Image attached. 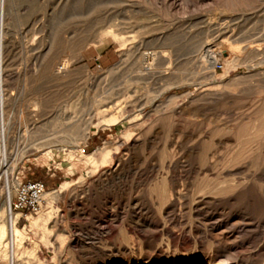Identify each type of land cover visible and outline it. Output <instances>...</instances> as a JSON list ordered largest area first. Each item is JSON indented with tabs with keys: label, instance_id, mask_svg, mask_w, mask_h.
<instances>
[{
	"label": "rangeland",
	"instance_id": "rangeland-1",
	"mask_svg": "<svg viewBox=\"0 0 264 264\" xmlns=\"http://www.w3.org/2000/svg\"><path fill=\"white\" fill-rule=\"evenodd\" d=\"M3 94L0 264L264 263V0H0Z\"/></svg>",
	"mask_w": 264,
	"mask_h": 264
},
{
	"label": "bare ground",
	"instance_id": "bare-ground-1",
	"mask_svg": "<svg viewBox=\"0 0 264 264\" xmlns=\"http://www.w3.org/2000/svg\"><path fill=\"white\" fill-rule=\"evenodd\" d=\"M106 23V22H105ZM115 23V22H114ZM112 25V24H111ZM114 28V25H112V26H110V29H111V31H110V34L115 38V39H117L118 37H119V35L114 31V30H112ZM115 28H116V24H115ZM106 30V29H105ZM108 30V29H107ZM211 46L210 45H208V44H206L205 45V47H204V50L203 51H206L207 52V54H208V56H209V54H210V56H209V58H210V61H212L213 63L214 62H216L217 60L219 61L220 59H221V55L220 54H213L212 52H211ZM50 49V48H49ZM48 49V50H49ZM237 52V51H236ZM237 53H239V52H237ZM236 53V54H237ZM48 54V53H47ZM233 54V53H232ZM53 55V54H52ZM149 55L150 54H142V57H143V61H144V68H143V70L141 69V70H139V72L138 73H141V74H148V75H150L149 74V72L148 71H150V64H151V57H149ZM154 56V55H153ZM153 56H152V59H153ZM50 60V59H49ZM154 60V59H153ZM61 64V63H60ZM64 64V63H63ZM142 64V63H141ZM57 65H58V60H55V61H51L48 65H47V67H45L44 69H45V71H46V74H48L49 76H52L53 78H57V77H59V75L60 74H62L63 72H64V70H65V66L64 65H61L62 67H59V69H57ZM151 65H153V64H151ZM151 68H153V67H151ZM56 69V70H55ZM141 71V72H140ZM152 71H153V69H152ZM165 71V72H164ZM163 71V73H162V77L163 78H167V76H169L170 75V73L168 72V71H166V70H164ZM148 72V73H147ZM139 75V74H138ZM147 75V76H148ZM142 77H144V76H142ZM60 81V80H59ZM1 95H2V93H1ZM43 97H45V96H43ZM34 100H35V98H34ZM41 101V100H40ZM39 101V102H40ZM210 101V100H209ZM1 106H2V109L1 110H3L4 111V109H3V107H4V94H3V96H2V98H1ZM42 103V102H41ZM43 105V104H42ZM40 106V105H39ZM38 106V107H39ZM47 106V105H46ZM35 108V107H34ZM31 109V108H30ZM29 109V110H30ZM184 110V109H183ZM45 111V110H44ZM118 113H119V116L118 117H116L115 118V120H114V123L117 125V126H120V125H122L123 123H125L126 121H128L131 117H135L137 114H140V111H138L137 110V108L136 107H133L132 109H130V110H127L126 109V107H121V108H118ZM35 115H37L36 113H35ZM39 117V116H38ZM32 118H34V116H32ZM43 120V119H42ZM36 121V120H35ZM38 121V120H37ZM38 125V124H37ZM40 125V124H39ZM254 127V126H253ZM252 128V127H251ZM243 130H244V128H243ZM246 130V129H245ZM253 130V129H252ZM263 130V129H262ZM5 131H6V129H5V127H2V130L0 131V137H1V139H3V136H4V134H5ZM243 132V131H242ZM245 132H247V131H245ZM21 133V132H20ZM36 133V132H35ZM248 133V132H247ZM261 133V132H260ZM23 136L24 135H28V134H30V132L28 131V128H25L24 130H23V132L21 133ZM21 134H20V136H21ZM39 134V133H38ZM249 137V136H248ZM27 139V138H26ZM243 139V138H242ZM2 141V140H1ZM9 142V141H8ZM25 142V141H24ZM239 142V141H238ZM247 143H249V142H247ZM251 149V148H250ZM3 150V149H2ZM84 153H85V150H84ZM5 155V154H4ZM246 155V154H245ZM170 164V163H169ZM117 165V164H116ZM125 168V167H124ZM128 171V170H127ZM126 172V171H125ZM167 172V171H166ZM180 172V171H179ZM133 173V172H132ZM209 175V174H208ZM177 176V175H176ZM235 176V175H234ZM233 176V177H234ZM107 177V176H106ZM142 177V176H141ZM108 178V177H107ZM168 178V177H167ZM217 177H215V179H216ZM178 179V178H177ZM219 179V178H218ZM243 179H245V178H243ZM221 180H223V178L221 179ZM233 180V179H232ZM170 182H171V184L173 185V184H179V183H177V180H176V178H175V176H173V177H171V179L169 180ZM220 181V180H219ZM218 181V182H219ZM148 182V181H147ZM209 182V181H208ZM217 182V184H219ZM166 183V182H165ZM227 183H228V181H227ZM231 183V182H230ZM235 183H237V181L235 182ZM245 183V182H244ZM221 184V183H220ZM219 184V185H220ZM229 184V183H228ZM227 184V185H228ZM232 184V183H231ZM233 184H234V182H233ZM167 185V184H166ZM209 185H210V183H209ZM218 185V186H219ZM225 185V184H224ZM230 185V184H229ZM244 185V184H243ZM246 185V184H245ZM204 186H206V185H204ZM215 186V185H214ZM236 186V185H235ZM234 186V187H235ZM179 187V186H178ZM225 187V186H224ZM230 187H231V185H230ZM239 187V186H238ZM177 188V187H176ZM229 188V187H228ZM236 188V187H235ZM211 189V188H210ZM162 190V189H161ZM216 190H221V189H219L217 186H216ZM230 190V189H229ZM232 190V189H231ZM233 190H234V188H233ZM173 192V191H172ZM233 193L235 192V191H232ZM162 193V192H161ZM160 193V194H161ZM171 193V192H170ZM230 193V192H229ZM54 194V192H47V194H46V198L47 199H51L52 198V195ZM173 194H174V192H173ZM180 194V193H179ZM214 194V193H213ZM218 194V193H217ZM231 194V193H230ZM168 195V194H167ZM204 195V194H203ZM209 195V194H208ZM207 195V196H208ZM238 195H242V193H238ZM248 195V194H247ZM160 196V195H159ZM182 196H183V194H182ZM210 196V195H209ZM173 197V196H172ZM180 197H181V195H180ZM161 198V197H160ZM177 199H178V197H176ZM176 198H173V199H175V200H177ZM172 199V198H171ZM255 199V198H254ZM179 200V199H178ZM185 201V200H184ZM170 202V201H169ZM181 202H182V199H181ZM187 205V204H186ZM253 205V204H252ZM7 208L9 209H11V196H9L8 197V199H7ZM173 208V207H172ZM178 214V213H177ZM11 219H12V222H11V229L9 230L8 229V231H7V229H6V227L5 226H0V242L3 240V239H6L7 237H8V239H9V242L7 243V244H9V245H11V243H13V245H14V243H15V241L17 240V238H19V235H20V230L16 227V219L13 217V215L11 214ZM179 225V224H178ZM239 227V226H238ZM214 229V228H213ZM222 231V230H221ZM85 248V247H84ZM95 248V247H94ZM252 250V249H251ZM261 251V250H260ZM257 254V253H256ZM262 254V253H261ZM260 254V255H261ZM212 255V254H211ZM219 255V254H218ZM223 256V255H222ZM221 256V257H222ZM229 256V255H228ZM225 257V256H224ZM255 257V256H254ZM239 258V257H238ZM243 258V257H242ZM231 259V258H230ZM239 259H241V258H239ZM244 259V258H243ZM250 259V258H249ZM224 260V259H223ZM242 260V259H241ZM255 260V259H254ZM264 260V259H263ZM13 261L15 262V254L13 255ZM225 261V260H224ZM234 261V260H233ZM250 261H252V260H250ZM215 262V261H214ZM255 262V261H254ZM254 262H252V263H254ZM260 262V261H259ZM133 263H136V261H133V260H131V259H125V260H120V261H118V262H110V264H133ZM231 263V262H230ZM233 263V262H232ZM238 263V262H237ZM243 263V262H242ZM262 263V262H261ZM261 263H259V264H261ZM176 264H213V260L210 258V259H207V258H205V257H203V258H200V259H197V260H195V261H186V262H181V263H176ZM241 264V263H240ZM249 264V263H248ZM264 264V263H263Z\"/></svg>",
	"mask_w": 264,
	"mask_h": 264
},
{
	"label": "built area",
	"instance_id": "built-area-1",
	"mask_svg": "<svg viewBox=\"0 0 264 264\" xmlns=\"http://www.w3.org/2000/svg\"><path fill=\"white\" fill-rule=\"evenodd\" d=\"M46 193L43 181L21 180L16 187L13 208L21 213L37 214L43 208Z\"/></svg>",
	"mask_w": 264,
	"mask_h": 264
}]
</instances>
